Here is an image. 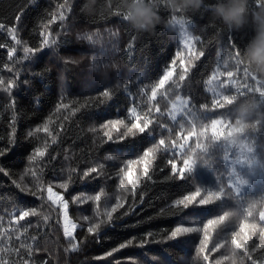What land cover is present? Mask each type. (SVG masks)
I'll use <instances>...</instances> for the list:
<instances>
[{
	"label": "trees",
	"instance_id": "16d2710c",
	"mask_svg": "<svg viewBox=\"0 0 264 264\" xmlns=\"http://www.w3.org/2000/svg\"><path fill=\"white\" fill-rule=\"evenodd\" d=\"M83 2L0 0V264H264V166L250 163L264 161V120L256 124L253 116L248 128L236 125L242 103H264L257 91L264 79L245 76V65L235 60L252 27L228 32L204 8L173 17L162 0H149L161 22L154 33H138L123 18L126 0H97L92 15L82 11ZM249 7L257 8L256 0ZM172 19L188 21L194 53ZM170 70L173 76L158 87ZM218 71L234 76L209 83ZM177 96L188 105L173 120ZM113 121L119 123L113 127ZM214 121L220 122L216 135ZM144 123V133L133 128ZM45 146L43 160L30 161ZM241 152L247 163L235 171L247 183L237 196L229 185ZM186 159L196 163L182 178ZM49 184L77 225L71 238L64 236L61 206L47 199ZM221 188L224 196L201 203ZM95 195L99 202L90 198ZM118 198L122 206L112 211ZM32 209L35 216L14 221ZM224 213V221L205 229ZM242 224L256 229H248L247 245L237 249L231 240ZM93 225L98 228L90 233ZM177 228L192 231L174 237Z\"/></svg>",
	"mask_w": 264,
	"mask_h": 264
},
{
	"label": "clouds",
	"instance_id": "9594fccd",
	"mask_svg": "<svg viewBox=\"0 0 264 264\" xmlns=\"http://www.w3.org/2000/svg\"><path fill=\"white\" fill-rule=\"evenodd\" d=\"M162 4L173 17L178 12L196 13L204 8L211 13L213 22L218 21L228 32L239 31L250 25L253 36L236 56L253 77L264 79V6L250 8L249 0H213L209 5H206L204 0H162ZM96 5L97 0H84L82 11L92 15ZM123 18L130 29L138 33H154L161 22L158 8L149 0H126ZM262 107L264 103L254 99L242 103L237 109L236 125L248 128L253 116L256 117L254 123L259 124L264 120ZM250 163L253 166H264V161L255 157Z\"/></svg>",
	"mask_w": 264,
	"mask_h": 264
},
{
	"label": "snow or ice",
	"instance_id": "6c2138e0",
	"mask_svg": "<svg viewBox=\"0 0 264 264\" xmlns=\"http://www.w3.org/2000/svg\"><path fill=\"white\" fill-rule=\"evenodd\" d=\"M256 4H257V6H264V0H256ZM59 18L62 21L65 19V17H64L63 14H61ZM17 19H19V17H17ZM174 23H175V25H179V27H180L181 36L183 38L182 39V43L185 45V47L189 48L190 52H193L194 53L193 41L196 38L191 35L190 25H189L188 21L187 20H178V21H174ZM2 27H3V25H0V28H2ZM9 31H14V29H9ZM44 43L45 44H52V45H54V44H56V40L55 39H52V40L45 39ZM0 47H2V45H0ZM31 51L32 50L29 49V48H25L24 49V52L26 54L29 53V52H31ZM12 55H13L12 51H9L8 52V56L11 57ZM203 55H204V53L201 51L196 58L202 57ZM235 60H236V64L237 65H239L241 63L239 61V59L235 58ZM225 64H227V61H225ZM187 71H188V68L185 67L184 68V72L186 73ZM244 72H245V76L250 75V73L248 72V70L246 68H245ZM225 74L229 78H232L234 76V73L232 71H227L226 73H222V72H219L218 71L217 73H215L213 75V77L211 78V80L209 81V83H211L213 80H216L219 75H225ZM172 76H173V72L171 70L168 71L160 79L158 87H161V88L164 87V85L168 82L169 78L172 77ZM185 78L186 77L183 74H181L179 76V80H181V81H183ZM253 79H255V77H253ZM232 82L233 81L231 79L228 81V83H232ZM9 87H11V85H9ZM257 91H259L261 95H264V90H261V89L258 88ZM105 94L107 95V93H105ZM156 96H157V89L156 88H153L152 89V98H153V100L156 99ZM223 98H224V101L225 102H229L228 95H223ZM176 100L178 102V108L179 109H184L187 106V101L182 100L181 97L177 96L176 97ZM175 107L176 106L174 105V108ZM132 111H133V113L135 112L134 109ZM171 115H172V119L175 120L176 119V112L173 111V113ZM136 119H137V121H139L140 120V117L139 116H136ZM118 123H119V121H113L112 122L113 127H115L116 124H118ZM219 123H220L219 121H214L213 124H212V128L214 130V135L217 134L216 129H217V125ZM148 127H149V124L148 123H144L143 126H141L140 124H133V128H137L140 133H144L145 130L148 129ZM36 131L39 132L40 129L38 128ZM44 131L45 132L48 131L47 126H45ZM129 131H131V129H129ZM238 131H240V129H234L233 130V132H238ZM49 135H51V133H49ZM185 140H187V137H185ZM159 143L162 146V145H164L165 141L163 139H161L159 141ZM180 147L183 148V145H180ZM197 147H200V146L197 145ZM46 153H47V146H45L43 148L36 147L34 154L29 159H30V161H40V160H43V158L45 157ZM4 154L5 153H0V156H2ZM143 155H144V157H148L149 156V151H145ZM241 157H244V158H241ZM108 158L111 159V157H108ZM224 160L225 161H229V156H228L227 152L224 155ZM128 163H129V165H131L132 163H134V161L129 160ZM195 163H196L195 160H191V161L188 160V159L184 160V167L179 169V172L181 173V177L182 178H183V174H184V172L186 170L188 172H191L192 171ZM245 163H247V157L244 155L243 152H241L240 157H237L234 161H232V169H233L232 170V175H234L236 177V179L232 183H230L229 186L233 188V190H234V192L236 193L237 196L240 193L242 186H244L247 182L238 176V174L235 171V166L236 165H243ZM173 167L175 168L174 165H173ZM0 171H3V169H0ZM90 171L91 172H96L97 169L95 167H93V168L90 169ZM144 173L147 176V174H148V167L147 166H145ZM35 175H36V173L33 172V176H35ZM88 175H89V172L88 171H85L84 172V176L87 177ZM126 175H127L128 182L130 184L133 183V175H132L131 169L126 173ZM60 187L67 189L68 184L67 183H61L60 184ZM120 187L121 188L124 187L123 183H121ZM209 192H210V195H209L208 199L207 200H202L201 201L202 204L207 203L209 200H211L213 198L219 199L220 197H222V196L225 195V192H224V189L223 188H221L218 192H212L211 190H209ZM90 198H94L97 202H99L100 199H101L100 195H95L94 197H90ZM47 199L49 201H51V203L53 205H58V204L59 205H62L61 211L63 213V224H64V226H63V232H64V236L66 238L73 237V232L76 229L77 225L74 224V223H72V221L69 219L68 203L65 201L64 196L59 195L56 192H54L51 184H49L48 187H47ZM189 199H190V197H185V200H189ZM121 206L122 205L119 203V198H118L117 199V204L112 206V211H115L117 207H121ZM185 207H187V204H185ZM36 214L37 213H36V210L35 209H32V210H21L19 212L18 218H14V221L15 222L24 221L29 216H35ZM228 215H229L228 213H224L223 215L219 216L218 220L217 219H209L207 221V223L204 225L205 229H207L208 227H210L212 225H215V224H217L219 222L224 221L225 218ZM248 215L251 216L252 215V212L249 211L248 212ZM108 219L109 220L112 219V213L111 212L108 213ZM260 219L261 220H264V212H261L260 213ZM97 228H98V225H93V227H90L88 229V231L90 233H92V232H95ZM249 228L254 231L256 229V224H251V225L242 224L241 227H240L239 233L233 235L232 240H231V243L237 249L241 248L243 245H247L248 239H249L248 234H247V231H248ZM181 231L190 232V231H192V229L191 228H183V229L177 228L176 231L172 233V235L175 237L177 235V233H179ZM241 234H243V241H242V243L239 242V237L241 236ZM261 236L264 237V230L261 231ZM120 247L123 248V247H125V245L121 244ZM72 248H73V250H75L76 245L73 244L72 245ZM111 254L112 253H108V255H111ZM205 259L207 260L208 257L205 256Z\"/></svg>",
	"mask_w": 264,
	"mask_h": 264
},
{
	"label": "rangeland",
	"instance_id": "374dc122",
	"mask_svg": "<svg viewBox=\"0 0 264 264\" xmlns=\"http://www.w3.org/2000/svg\"><path fill=\"white\" fill-rule=\"evenodd\" d=\"M174 21H178V20H174V19H172L171 20V24H175L174 23ZM179 26V25H178ZM178 33H179V39H180V41L182 42V36H181V30H180V27L178 28ZM181 99L182 100H185V101H187L185 98H183V97H181ZM174 105L176 106L175 108H174ZM187 105H188V101H187ZM187 108V106L184 108V109H179L178 108V102H177V100H175L173 103H172V107H171V110H170V112H169V115H170V117L172 118V113H173V111H175L176 112V118L178 117V116H180L184 111H185V109ZM236 179V177L234 178V180ZM233 180V181H234ZM245 191V185L244 186H242V188H241V191H240V193H242V192H244ZM61 206V208H62V205H60ZM62 224H63V213H62ZM63 226H64V224H63Z\"/></svg>",
	"mask_w": 264,
	"mask_h": 264
}]
</instances>
